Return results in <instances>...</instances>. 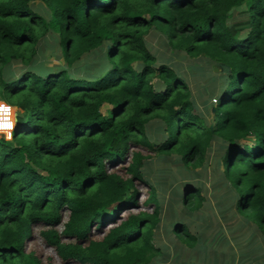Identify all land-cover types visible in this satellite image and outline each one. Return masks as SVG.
Returning <instances> with one entry per match:
<instances>
[{
  "label": "trees",
  "instance_id": "1",
  "mask_svg": "<svg viewBox=\"0 0 264 264\" xmlns=\"http://www.w3.org/2000/svg\"><path fill=\"white\" fill-rule=\"evenodd\" d=\"M234 11L245 21L229 24ZM153 28L177 53L228 70L211 98L212 128L192 112L187 72L157 63L147 48ZM48 43L63 64L36 71L31 64ZM90 54L100 55L94 71L71 73ZM0 101L10 106L5 115L16 108L11 138L0 136V264H44L25 251L24 238L33 225L58 224L64 212L62 235L74 242L41 232L61 262L154 264L166 204L149 184L152 210L130 213L134 180L148 185L141 168L151 158L132 146L176 154L189 167L215 142L234 212L264 238V0H0ZM129 155L128 177L106 172L105 163ZM170 199L189 212L203 200L189 187ZM181 217L172 232L193 247L198 240ZM108 224L99 239L90 237Z\"/></svg>",
  "mask_w": 264,
  "mask_h": 264
},
{
  "label": "rangeland",
  "instance_id": "2",
  "mask_svg": "<svg viewBox=\"0 0 264 264\" xmlns=\"http://www.w3.org/2000/svg\"><path fill=\"white\" fill-rule=\"evenodd\" d=\"M247 2V1H246ZM33 10L42 14L44 6L37 1L30 3ZM245 21L244 17L234 11L229 17V24H240ZM236 22V23H233ZM147 48L154 54L157 63L179 69L182 74L187 72L188 78L184 82L187 84L191 97L194 101V114L200 116L201 125L206 128L214 126V108L212 95L216 94V87L220 82V76L226 74L228 70L222 65L209 61L208 58L197 56L195 58L187 56L185 53H177L166 43L167 39L163 33L156 29H150L144 36ZM41 54L36 55L31 67L44 70L54 65H62L59 48L47 44ZM100 55H87L78 64L69 69L77 76H88L94 71L93 68L99 65ZM21 66L16 67L19 69ZM156 78L152 80V83ZM0 101V130L8 129L10 119L15 124L16 108H12L11 113L5 115L4 109L7 104ZM108 105H104L101 110L104 113ZM0 136L9 140V131H0ZM217 144L214 142L210 150H205L202 155V162L193 166L194 160L189 161L190 165L184 166L176 154L168 157L157 156L139 146H132L130 152H139L143 156L151 155L141 168V176L148 185L138 180H134L137 190L135 199L137 204L130 209V213L136 214L141 210L151 211V206H145L148 198L149 184L155 188L157 194L164 195L165 207L160 203L163 210L161 214L160 226L155 230L154 244L160 249V255L154 264H264V238L260 237L253 225H247L243 219L234 212L233 193L229 192L230 184L223 177V168L218 165L219 153ZM131 155L124 160L114 164L105 163L107 173H116L123 178L128 177L126 168L130 162ZM185 187L195 188L200 191V209L189 212L182 205H175V201L170 199L172 194L178 190L183 191ZM230 193V195H229ZM169 202V204H168ZM173 209V211H172ZM183 219L184 229H187L197 242L193 247H188L179 241L173 234V226H177L178 219ZM124 215V213H123ZM68 215L62 214L61 220L54 226L33 225L31 235L24 238L25 251L32 252L44 264H78L77 262H61L55 249L50 247L42 237L41 232L47 229H54L59 235L60 241L64 243L74 242L75 238L62 235L63 225L67 222ZM101 227L99 230L93 227L90 237L99 239L109 228ZM184 239V236H183ZM186 240V239H185ZM85 244V242L77 241ZM174 247H177L176 250ZM177 256H181L179 260ZM166 258V259H165ZM165 259V260H164Z\"/></svg>",
  "mask_w": 264,
  "mask_h": 264
},
{
  "label": "clouds",
  "instance_id": "3",
  "mask_svg": "<svg viewBox=\"0 0 264 264\" xmlns=\"http://www.w3.org/2000/svg\"><path fill=\"white\" fill-rule=\"evenodd\" d=\"M2 102V101H1ZM2 104H4V103H2ZM6 104V103H5ZM6 107L8 108V109H10V106L9 105H6ZM12 107V106H11ZM10 111V110H9ZM11 118H12V111H11ZM13 121V120H12ZM15 125V124H14ZM8 127H11V124H9V126ZM13 130H14V127L12 126V128H10V130H9V136H10V138H11V133L13 132ZM9 138V139H10Z\"/></svg>",
  "mask_w": 264,
  "mask_h": 264
},
{
  "label": "built area",
  "instance_id": "4",
  "mask_svg": "<svg viewBox=\"0 0 264 264\" xmlns=\"http://www.w3.org/2000/svg\"><path fill=\"white\" fill-rule=\"evenodd\" d=\"M7 110H8V112H10L8 108H7Z\"/></svg>",
  "mask_w": 264,
  "mask_h": 264
},
{
  "label": "snow or ice",
  "instance_id": "5",
  "mask_svg": "<svg viewBox=\"0 0 264 264\" xmlns=\"http://www.w3.org/2000/svg\"><path fill=\"white\" fill-rule=\"evenodd\" d=\"M7 126H9V125H7Z\"/></svg>",
  "mask_w": 264,
  "mask_h": 264
}]
</instances>
